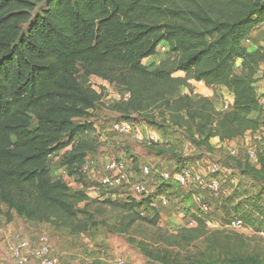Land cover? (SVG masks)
I'll return each mask as SVG.
<instances>
[{
    "label": "trees",
    "instance_id": "16d2710c",
    "mask_svg": "<svg viewBox=\"0 0 264 264\" xmlns=\"http://www.w3.org/2000/svg\"><path fill=\"white\" fill-rule=\"evenodd\" d=\"M263 23L264 0H0V218L11 221L15 213L74 234L96 225L92 202L127 210L132 221L149 208L151 198L123 203L92 199L85 189L72 193L51 175L49 157L71 146L63 164L88 187L82 167L98 143L84 136L96 130L90 111L102 95L83 77L127 89L129 97L111 107L122 120L152 125L156 110L178 113L199 145L259 130L264 107L255 83L260 73L264 79V49L245 40ZM161 44L168 58L146 65ZM171 64L184 76L168 70ZM191 80L226 87L232 108L194 100L190 91L174 95ZM248 172L264 189V158ZM158 220L157 212L152 222ZM232 264L260 263L235 257Z\"/></svg>",
    "mask_w": 264,
    "mask_h": 264
},
{
    "label": "rangeland",
    "instance_id": "374dc122",
    "mask_svg": "<svg viewBox=\"0 0 264 264\" xmlns=\"http://www.w3.org/2000/svg\"><path fill=\"white\" fill-rule=\"evenodd\" d=\"M245 44L264 49V23L254 30ZM168 56L169 48L161 44L152 57L153 61L146 65L159 66ZM167 69L174 71L175 65L171 64ZM240 69L237 64L235 71L238 73ZM261 71H264V63L261 64ZM82 73L81 71L80 74ZM182 76H184L183 72ZM83 78L89 84L85 85L86 87L101 92L102 95L96 106V112L91 114V120L94 119L95 123H99L101 134L96 133L91 136L97 139L98 146L95 153L89 155L86 161L89 171L83 176V179L88 187L77 177H71L73 180L69 179L70 176L63 164V159L65 153L71 149L70 146L56 151L49 157L48 166L51 175L55 179L61 177L59 179L68 182L72 193L85 189L92 199L96 197L112 198L123 203L136 199L134 192L128 188L112 190L103 187L100 183L105 172L104 165L111 158L128 161L130 170L134 172L131 159L123 156L120 148H118L124 145V138L126 137L111 130L114 122L122 120L118 113L109 112L111 107L119 101L113 98L116 95L114 93L117 92L118 95L121 93L112 87L120 88L122 86L97 76ZM84 79L82 80L84 81ZM189 84L187 89L191 92V97L194 100L208 97L217 102L219 110L223 108L224 101L231 100L227 97L228 93L198 96L202 89H219L220 87H222L220 89H227L226 87L215 88V86L209 87L195 82H189ZM255 85L260 100H264L262 73L258 75ZM109 89H113V91H109ZM174 95H180L179 90H176ZM220 98L222 100H217ZM162 112L163 109L154 111L156 123L152 124L156 126L154 130L159 140L156 143H141L146 144L144 148H147V151L155 152L156 155L151 164L155 174L143 177L138 171L137 179L145 182L150 177H157L156 170L164 167L163 164H165L166 159L160 158L162 149L169 152L171 160L176 165L179 159L174 155L177 154L181 157L180 161L182 162L178 163L177 167L179 170L188 164L195 163L198 158L209 155L206 145H199L189 138L192 136L193 139H199L194 130L186 127L185 121L178 113L170 117L169 113L166 112L163 117ZM261 115L264 119V114L261 113ZM103 123H105L104 126ZM174 124L177 125L174 126ZM251 133L248 140L258 149L257 162L250 161L245 148L237 156H231V158H225L224 155L217 158L213 156L221 164V167L229 169L231 174L226 176L227 178H223L224 182L221 184L220 195L217 199L213 198L212 202H215L216 210L213 212L211 210L209 214H199V218L203 219L201 225L197 221L191 225L190 218L196 219V216L186 214L184 215L186 219H183L178 215L175 207L174 210L177 213H173L168 208L162 207L156 210L149 206L142 216L132 221L131 214L127 210L105 207L100 203L92 202L90 210L93 211L96 225L88 231L73 234L69 229L43 223V230L35 237L28 235L24 237L23 234V237L19 236L30 241L31 247L34 248L38 245L40 236L46 235L49 238L52 253L59 260L58 264H116L119 259L123 260L125 264H232L235 257L244 260L252 257L258 263L264 264V189L261 188L259 181L248 172L251 167L260 165L264 158V120L260 129ZM114 145L119 146L113 147ZM199 150L201 151L198 152ZM60 169L61 171L57 173L56 170ZM158 178L160 179V177ZM3 207L5 208V206ZM212 209H214V205ZM157 212L159 213V220L157 223H153L152 220ZM79 217L85 218L87 216L79 214ZM233 217L241 219L242 223L239 227L229 226V221ZM13 219L15 220L16 217ZM1 244L0 256L4 261L9 264H17L18 261L14 258L13 248H9L10 244L5 245L3 243V246ZM31 261L28 263L39 264L34 259Z\"/></svg>",
    "mask_w": 264,
    "mask_h": 264
},
{
    "label": "built area",
    "instance_id": "2783aa9c",
    "mask_svg": "<svg viewBox=\"0 0 264 264\" xmlns=\"http://www.w3.org/2000/svg\"><path fill=\"white\" fill-rule=\"evenodd\" d=\"M190 83L206 85L204 81L191 80ZM84 84L89 85L84 79ZM196 92V91H195ZM222 110H230L233 106L232 100H226L223 103ZM111 130L118 134H129L139 143H156L159 137L155 134L145 133L141 127L130 120L116 121L112 124ZM244 148L250 160H256L258 153L257 147L244 139ZM71 147V146H70ZM105 172L103 173L100 183L103 187L112 190L128 188L136 195V200L151 198L149 206L152 209L159 210L162 207L171 205V192L167 189L161 190L156 195H151L148 184L144 180L137 179L138 173L130 170L128 161L119 159H110L105 164ZM221 164L214 163L211 166L210 172L207 175L195 173L190 167H183L173 170L156 171L162 182L178 184L181 187L187 188L191 194L195 205H197L199 214H209L211 212L210 200L220 195L222 190V180L219 177L221 173ZM89 171V166L85 163L82 167L83 175ZM154 173L153 167L150 164L144 165L140 170V175L149 177ZM136 177V178H135ZM135 178V180H134ZM70 186V185H69ZM197 214V215H199ZM198 217V216H196ZM196 223L195 218H190V224ZM242 223L238 217H233L229 221V226L236 228ZM25 251H28L27 253ZM13 255L19 263L23 264L29 260V256L35 258L40 264H58V258L52 253L49 238L46 235H41L38 245L31 247L30 241L27 239L21 240L18 246L13 247ZM116 264H125L121 259L116 261Z\"/></svg>",
    "mask_w": 264,
    "mask_h": 264
},
{
    "label": "crops",
    "instance_id": "0c3cea01",
    "mask_svg": "<svg viewBox=\"0 0 264 264\" xmlns=\"http://www.w3.org/2000/svg\"><path fill=\"white\" fill-rule=\"evenodd\" d=\"M246 40H245V42H246ZM248 47L250 49H255V47H253L251 45H248ZM152 57L153 56L144 59L143 62L145 64H150L153 61ZM238 65L240 66V61H238ZM240 71H241V69H240ZM174 75L182 76V72L181 71H175ZM218 87H220V86H215V88H218ZM112 88H114L115 90L121 91V93L119 95L117 94V92L114 93L116 95L113 96V98H116L117 101L120 99H127L129 97V92L127 91V89L122 88V87H120V88L119 87L118 88L112 87ZM220 88H222V87H220ZM220 88L219 89H202L200 91L201 93H199L200 95H198V96L199 97L202 95L203 96H207V95L211 96V94L220 95V94L228 93L227 97L231 98V100L234 103L233 94L228 89H220ZM178 90H179V94L189 93V89H187V87H182ZM109 91H113V89H109ZM263 92H264V90H263ZM110 96H112V95H110ZM176 96H178V95H176ZM217 100L220 101L222 99L220 98ZM213 101L217 107V104H216L217 102L215 100H213ZM261 103L264 105V100H262ZM217 109H220V108L217 107ZM221 110H222V108H221ZM94 111L96 112V108L94 110H91L90 112L92 113ZM109 112L113 113L114 111L110 110ZM263 112H262V114H264ZM258 115H259L258 113H254L253 116L256 117ZM261 120L262 121L264 120L262 118V115H261ZM91 121L94 122L96 130L94 132L87 133L84 137L91 138V139L96 141L97 139L92 138L91 136H92V134H96V133L101 134V132L99 130V125H98L99 123H95L94 119ZM120 121H124V120H120ZM135 123L139 127H141V129L145 133H151V134L157 135L155 130H154V128H155L154 126L149 125V124L142 122V121H139V122L135 121ZM102 125L104 126L105 123H103ZM251 134H252L251 132H247L245 135H243L241 137H237L235 139L226 140V141H221L219 137H213L209 140L208 144L205 146L207 148V154H209V155L204 157V158H198V160L195 163H192L191 165L188 164L189 166L187 165L184 167H190L197 174L207 175L210 172L211 166L214 163H218L217 160L215 158H213V156L216 158L221 156V155H224L225 158H229V157L231 158V156H233V157L237 156L238 153L244 148V145H243L244 139H248L249 137H251ZM120 135L126 137V138H124V140H125L124 145L122 147L121 146L118 147L119 145H114L113 147L120 148L121 154L123 156H126L129 159H131L130 161L132 162L134 172L139 173L138 171L141 170L143 165H146V164L151 165L153 163L152 161L155 160V156H156L155 152L147 151L148 149L144 148V145H146V144L137 143V141L132 137V135H129V134H120ZM109 146H111V145H109ZM200 151L201 150H199L198 152H200ZM161 157L162 158L164 157L166 159L165 164H163L164 167L162 169H158L156 171L173 170V169H176L178 167V163L176 165V163L173 160H171L172 158H170V154H169V152L166 151V149L161 150L160 158ZM160 158H159V160L161 161ZM250 161H252V162L256 161L257 162V160H250ZM256 167H259V165H257ZM60 171H61V169L56 170L57 173H59ZM229 172H230V170L227 168L221 169V173L219 174V177L221 178L222 183L224 182L223 178H227L228 175L231 174ZM156 176L157 177L153 176V177H150L146 180V183L148 184L151 195H156L157 193H159L158 188L160 187L161 184L163 185L161 190L167 189L170 186L168 188V190L171 192V195H170L171 205L168 207H163V208H168L173 213H177L174 210V207H175L176 211H178V215L183 219H186V217L184 218V215H186V214L190 215V216L191 215H195L198 217L200 216V215H197V214H199L198 207H197V205H195L193 198H192V194L187 188L181 187L178 184L163 183L158 178L159 176L158 175H156ZM58 178H61V177H58ZM69 179L73 180V178H71V177H69ZM119 196H123V195H119ZM217 198L218 197H216V199ZM210 203H211L210 204L211 210L213 212L216 210L217 206H216L215 202L214 203L212 202V200H210ZM213 205H214V209H212ZM3 209L6 210L4 207H3ZM14 217H16V219L15 220L12 219L11 221H7L5 216H2L0 218V243H2V244L4 243L5 245H7L9 243L10 249H12L14 246L15 247L18 246L21 242L20 240H25L24 238H21L19 235L22 236V234H23L24 237H25V235L35 237L36 235L41 233V230H43V226H42L43 223L28 221L26 218L21 217L15 213H14ZM15 232H18V233H15ZM2 244H1V246H3ZM25 252L27 253L28 251H25ZM0 257H1L0 264H9V263H6L4 261L2 256H0ZM31 259H34L35 261H37L35 258L29 256V260L23 264H27L28 262L29 263L32 262ZM37 263H39V262L37 261ZM17 264H21V263H19V261H18Z\"/></svg>",
    "mask_w": 264,
    "mask_h": 264
}]
</instances>
